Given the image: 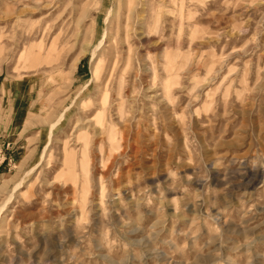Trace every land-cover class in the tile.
<instances>
[{
  "label": "rangeland",
  "instance_id": "374dc122",
  "mask_svg": "<svg viewBox=\"0 0 264 264\" xmlns=\"http://www.w3.org/2000/svg\"><path fill=\"white\" fill-rule=\"evenodd\" d=\"M0 264H264V0H0Z\"/></svg>",
  "mask_w": 264,
  "mask_h": 264
},
{
  "label": "bare ground",
  "instance_id": "6f19581e",
  "mask_svg": "<svg viewBox=\"0 0 264 264\" xmlns=\"http://www.w3.org/2000/svg\"><path fill=\"white\" fill-rule=\"evenodd\" d=\"M123 2H124V1H123ZM135 3H136V2H135ZM145 4H146V3H145ZM130 5H131V4H130ZM130 5H129V6H130ZM121 6H123V5H122V2L120 3V1H119V10H120ZM129 6H128V7H129ZM145 7H146V6H145ZM117 8H118V7H117ZM133 8H134V7H131V8L129 9L131 13H133ZM146 8H147V7H146ZM131 13H130V14H131ZM128 17H130V16H128ZM141 17H142V16H141ZM137 18H138V17H137ZM137 18H136V19H137ZM143 18H145V17H143ZM156 18H157V17H156ZM157 20H158V19H157ZM118 23H119V22H117V24H118ZM143 24H144V22H143ZM124 26H125V25H124ZM126 26H128V24H126ZM143 26H144V25H143ZM155 26H156V24H155ZM128 27H129V26H128ZM105 29H106V28H105ZM134 29H135V27H134ZM141 30H142V28H141ZM154 31H155V30H154ZM105 32H106V31H105ZM104 34H105V33H104ZM126 35H127V34H126ZM106 37H108V36H106ZM109 38H110V37H109ZM107 40H108V39H107ZM126 42H127V40H126ZM128 46H129V45H128ZM53 126H54V125H53Z\"/></svg>",
  "mask_w": 264,
  "mask_h": 264
}]
</instances>
